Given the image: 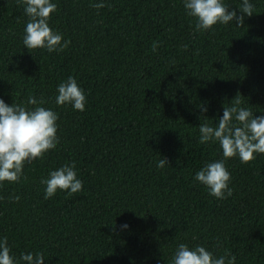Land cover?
Here are the masks:
<instances>
[{
    "label": "trees",
    "instance_id": "trees-1",
    "mask_svg": "<svg viewBox=\"0 0 264 264\" xmlns=\"http://www.w3.org/2000/svg\"><path fill=\"white\" fill-rule=\"evenodd\" d=\"M99 2L52 0L49 26L70 43L49 53L25 48V6L0 0V99L31 110L27 99L43 98L59 117L57 147L25 164L27 180L0 184V240L17 261L43 253V264H172L181 243L264 264V154L245 164L225 159L218 141L199 142L201 124L218 126L238 94L242 108L264 116V0H249L255 11L243 27L203 32L183 0L90 7ZM242 2L223 0L238 16ZM69 76L86 96L83 112L55 102ZM220 160L227 199L195 180ZM72 164L83 190L45 199L41 180Z\"/></svg>",
    "mask_w": 264,
    "mask_h": 264
},
{
    "label": "clouds",
    "instance_id": "clouds-1",
    "mask_svg": "<svg viewBox=\"0 0 264 264\" xmlns=\"http://www.w3.org/2000/svg\"><path fill=\"white\" fill-rule=\"evenodd\" d=\"M187 14L196 20L197 31L212 30L217 24L228 25L235 21L239 27L244 25V17L253 16L254 5L249 0H243L237 15L235 10L223 3V0H183ZM23 4L29 22L25 28L23 44L28 50L46 49L49 53H60L69 47L70 42H62L63 36L53 31L49 26L51 14L57 11V5L52 0H17ZM103 0L91 3L90 7L97 10L105 7ZM159 44H152L155 52ZM185 50L187 45L184 46ZM58 106L72 105L77 111L85 110L86 96L78 86L75 78L69 76L57 88ZM239 94L230 107H224L223 117L218 126L201 124L199 127L201 144L219 142L225 159L239 157L240 161L249 164L256 159L255 154H264V116L253 117V113L242 108ZM46 102L43 98L39 101L30 96L27 105L36 106L28 109L24 105H6L0 99V184L3 182L18 183L24 176V166L37 159H43L45 154L54 150L59 143L57 137L58 114L42 105ZM206 112V108H202ZM235 120L237 123H233ZM168 165L166 158H161L157 164L163 169ZM195 180L209 189V195L216 199H227L232 193L229 188L231 176L225 166L224 160L207 163L195 175ZM46 185L45 199L55 196L58 190L67 191L69 195L81 192L83 183L77 178L75 164L65 165L52 171L48 179L41 180ZM4 198L0 196V200ZM15 202L19 196L9 198ZM123 227L127 228V225ZM43 264V253L21 254L17 261L11 255L7 237L0 240V264ZM172 264H236V257L225 252L223 256L215 258L205 247L197 245L194 249L181 243L174 254Z\"/></svg>",
    "mask_w": 264,
    "mask_h": 264
}]
</instances>
